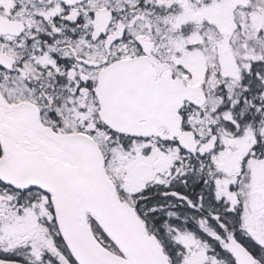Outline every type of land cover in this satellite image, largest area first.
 Wrapping results in <instances>:
<instances>
[{
    "label": "snow or ice",
    "instance_id": "obj_1",
    "mask_svg": "<svg viewBox=\"0 0 264 264\" xmlns=\"http://www.w3.org/2000/svg\"><path fill=\"white\" fill-rule=\"evenodd\" d=\"M0 264H264V0H0Z\"/></svg>",
    "mask_w": 264,
    "mask_h": 264
}]
</instances>
